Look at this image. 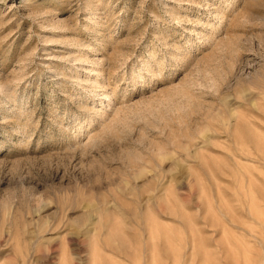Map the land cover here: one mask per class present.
<instances>
[{
	"label": "rangeland",
	"instance_id": "rangeland-1",
	"mask_svg": "<svg viewBox=\"0 0 264 264\" xmlns=\"http://www.w3.org/2000/svg\"><path fill=\"white\" fill-rule=\"evenodd\" d=\"M0 264H264V0H0Z\"/></svg>",
	"mask_w": 264,
	"mask_h": 264
}]
</instances>
